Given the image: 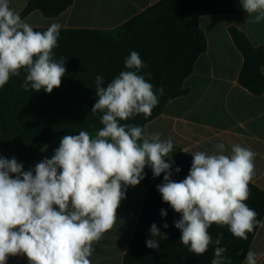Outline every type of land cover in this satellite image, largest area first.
Instances as JSON below:
<instances>
[{
  "label": "clouds",
  "instance_id": "obj_1",
  "mask_svg": "<svg viewBox=\"0 0 264 264\" xmlns=\"http://www.w3.org/2000/svg\"><path fill=\"white\" fill-rule=\"evenodd\" d=\"M240 2L247 23L264 21V0ZM61 27L54 22L43 32L35 31L10 8L9 0H0V88L20 77L22 70L21 88L26 92L50 94L60 87L65 60L56 59L53 50ZM124 67L106 85L101 75L95 77L91 112L100 113L101 127L94 134L81 130L64 135L53 156L33 170L25 171L16 158L0 155V264H8L10 257H22L27 264H92L94 244L113 229L127 187L145 178L146 166L154 178L164 174L156 187L162 201L180 214L174 221L180 243L195 256L215 245L211 264H225L227 259L223 233L213 239L212 225L227 226L233 237L247 240L261 223L246 203L256 153L240 144L232 145L228 153L224 143L216 144L211 154L191 152L187 176L174 181L172 139L126 122L150 116L164 89H154L151 73L141 74L148 66L138 52L124 58ZM160 214L166 217L167 212L162 209ZM150 236L146 241L150 249L159 248L156 237L167 239L155 223ZM244 264H258V253L249 250Z\"/></svg>",
  "mask_w": 264,
  "mask_h": 264
},
{
  "label": "trees",
  "instance_id": "obj_2",
  "mask_svg": "<svg viewBox=\"0 0 264 264\" xmlns=\"http://www.w3.org/2000/svg\"><path fill=\"white\" fill-rule=\"evenodd\" d=\"M72 0H29L20 13L21 18L32 11H39L47 18H54L66 11ZM206 15H247L240 0H159L113 30L61 29L54 57L65 60L66 74L61 86L49 94L41 90L24 91L21 88L25 73L12 77L0 88V155L16 158L26 163L44 146L64 135L78 134L85 130L94 132L101 125L100 113L93 114L96 102L95 77L101 75L105 85L124 67V58L132 51L139 53L148 66L141 70L151 73L154 89L163 87L164 95L159 104L145 118L138 115L126 121L144 128L158 117L165 105L187 94L183 81L193 72L197 58L206 51V38L199 27V18ZM45 31L47 28H33ZM234 46L242 56L238 84L253 95L264 93V50L255 47L247 36L234 26L227 29ZM95 125V128L93 127ZM171 179L183 180L191 167L192 156L180 152L172 155ZM179 167L181 171L175 172ZM142 180L146 196L123 256V264H211L214 247L201 256H195L180 243L181 232L174 226L180 219L168 204L162 201L157 185L163 182V173L153 177L150 167L144 169ZM248 206L264 217V191L249 184ZM167 212L161 216V210ZM155 223L167 239L156 237L158 249H150V227ZM164 223L168 228H164ZM261 224V223H260ZM248 233V239L235 238L227 226L212 225L209 232L213 239L223 233L221 246L226 248L225 264H242L260 226Z\"/></svg>",
  "mask_w": 264,
  "mask_h": 264
},
{
  "label": "crops",
  "instance_id": "obj_3",
  "mask_svg": "<svg viewBox=\"0 0 264 264\" xmlns=\"http://www.w3.org/2000/svg\"><path fill=\"white\" fill-rule=\"evenodd\" d=\"M28 1L9 0L10 8L20 14ZM157 1L72 0L71 6L57 17L47 18L39 11H32L22 19L33 28H48L55 22L61 29L113 30ZM246 21L247 15L199 18L207 48L195 61L193 72L183 81L188 92L169 101L144 130L159 132L165 140L171 138L174 148L170 156L180 152L191 155L195 151L211 154L218 143H224L228 153L234 144L250 148L256 153L255 175L250 183L264 191V93L253 95L238 84L243 60L227 31L230 26L236 27L255 47L264 50V21L258 24ZM261 71L264 75V66ZM60 140L55 139L41 148L32 159L22 163L23 169L33 170L43 159H50ZM145 196L142 180L135 187H127L126 198L117 210L115 226L94 244L92 264H123ZM249 250L258 253V264H264V217ZM8 264H27V261L10 257Z\"/></svg>",
  "mask_w": 264,
  "mask_h": 264
}]
</instances>
